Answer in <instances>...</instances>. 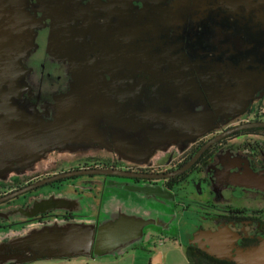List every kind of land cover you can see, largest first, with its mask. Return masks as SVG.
I'll return each mask as SVG.
<instances>
[{
    "label": "flooded vegetation",
    "instance_id": "obj_1",
    "mask_svg": "<svg viewBox=\"0 0 264 264\" xmlns=\"http://www.w3.org/2000/svg\"><path fill=\"white\" fill-rule=\"evenodd\" d=\"M29 10L39 21L26 33L34 47L22 59L25 112L52 121L70 93L94 95L107 112L93 116L82 143L0 175V197L28 188L0 202V228L26 226L3 216L47 193L96 190L86 199L100 198V222L103 205L152 199L138 190L161 187L169 206L194 215L187 250L220 259L208 238L194 239L224 227L238 247L260 245L264 0H31ZM77 215L43 201L33 219ZM156 232L148 226L145 237Z\"/></svg>",
    "mask_w": 264,
    "mask_h": 264
},
{
    "label": "water",
    "instance_id": "obj_2",
    "mask_svg": "<svg viewBox=\"0 0 264 264\" xmlns=\"http://www.w3.org/2000/svg\"><path fill=\"white\" fill-rule=\"evenodd\" d=\"M30 2L0 0V175L24 170L51 148L64 143H82L89 134L88 124L94 122L93 116L107 112L106 105L92 100L94 95L76 97L73 93L64 98L67 100L64 111L57 113L52 121H38L35 115L25 112L21 104L26 88L22 59L34 47L32 38L26 36L28 21H39L29 10ZM73 98L83 100L73 103ZM26 189L0 197V202ZM138 191L154 197L145 200L138 195L131 202L113 199L114 204L118 201L120 205L116 209L103 205L106 209L101 212L100 222L96 218L97 212L89 213L93 210L89 204L93 202L87 199L86 207L84 202L79 205L78 198L70 201L52 196L41 197L30 206H21L22 218L30 223L20 229H9L0 237V264H29L37 259H70L81 255L96 258L136 247L143 242L148 226L163 224L158 215L169 207L164 199H170L169 192L161 187L152 192L143 187ZM43 201L51 204L55 211L58 207L62 211L83 212V216L77 215L68 221L35 222L33 218ZM71 202H78V206L70 205ZM233 234L227 227L218 231H198L194 242L201 244L204 237L208 238L210 248L205 249L220 259L238 264H264V241L251 248H240Z\"/></svg>",
    "mask_w": 264,
    "mask_h": 264
},
{
    "label": "rangeland",
    "instance_id": "obj_3",
    "mask_svg": "<svg viewBox=\"0 0 264 264\" xmlns=\"http://www.w3.org/2000/svg\"><path fill=\"white\" fill-rule=\"evenodd\" d=\"M2 192V190H0ZM50 192V191H49ZM96 190L90 191L86 189L72 188L64 189L57 193H47L44 196L52 197H65L70 201H74L78 198L79 205L84 202L86 207V198L92 197ZM77 201V199H76ZM102 201V200H101ZM89 204L93 206V210L89 213H96L97 207L100 205V198L97 197ZM73 202L70 203V205ZM73 205L78 206V202H74ZM104 208V206H103ZM57 211H62L60 208H56ZM158 216L163 224L150 225L149 227L156 229V234L153 237L143 238V242L139 243L136 247H129L122 253L108 254L105 256L91 257V256H77L70 258L68 262L63 258H44L37 259L29 264H150V258L156 257L159 254L164 256L165 264H189L187 256V246L189 241V235L194 230V215L189 212H185L182 208L176 209L175 205H171L164 209ZM23 212L17 210L10 215L3 216L7 221H18L23 219ZM157 216V217H158ZM18 228V227H17ZM20 229V228H18ZM9 229L0 228V237L5 236ZM148 230V229H147Z\"/></svg>",
    "mask_w": 264,
    "mask_h": 264
},
{
    "label": "trees",
    "instance_id": "obj_4",
    "mask_svg": "<svg viewBox=\"0 0 264 264\" xmlns=\"http://www.w3.org/2000/svg\"><path fill=\"white\" fill-rule=\"evenodd\" d=\"M186 253L188 256L189 264H234L229 260L214 258L201 251L200 249H188Z\"/></svg>",
    "mask_w": 264,
    "mask_h": 264
},
{
    "label": "crops",
    "instance_id": "obj_5",
    "mask_svg": "<svg viewBox=\"0 0 264 264\" xmlns=\"http://www.w3.org/2000/svg\"><path fill=\"white\" fill-rule=\"evenodd\" d=\"M63 260H66L65 262H68L69 259H63ZM66 264H68V263H66ZM150 264H165L164 256L162 254H159L156 257H151L150 258Z\"/></svg>",
    "mask_w": 264,
    "mask_h": 264
}]
</instances>
